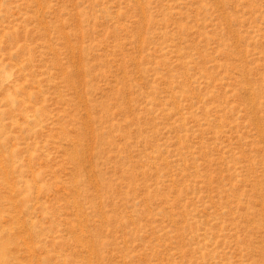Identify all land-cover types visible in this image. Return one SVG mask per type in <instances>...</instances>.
<instances>
[{"label": "rangeland", "instance_id": "rangeland-1", "mask_svg": "<svg viewBox=\"0 0 264 264\" xmlns=\"http://www.w3.org/2000/svg\"><path fill=\"white\" fill-rule=\"evenodd\" d=\"M0 264H264V0H0Z\"/></svg>", "mask_w": 264, "mask_h": 264}]
</instances>
